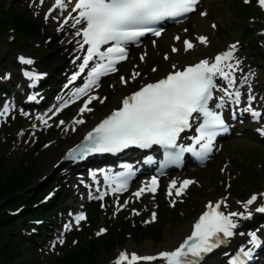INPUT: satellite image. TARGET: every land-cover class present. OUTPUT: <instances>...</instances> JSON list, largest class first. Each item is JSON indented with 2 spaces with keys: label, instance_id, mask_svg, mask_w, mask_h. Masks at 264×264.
<instances>
[{
  "label": "snow or ice",
  "instance_id": "obj_1",
  "mask_svg": "<svg viewBox=\"0 0 264 264\" xmlns=\"http://www.w3.org/2000/svg\"><path fill=\"white\" fill-rule=\"evenodd\" d=\"M40 2L43 3V0ZM198 2L199 0H75L71 11L78 14L73 18L75 23L72 26L86 25L82 30H78L76 35L82 36V41L78 42L79 48L83 50L87 45V49L86 55L82 58L77 57V59H82V63L79 65V72L71 77L69 83L75 81L90 65L93 66L87 72V82L73 95L87 94L90 88L98 86L100 77L115 72L116 65L127 58L126 46L128 44L138 42L148 33L159 37L161 31L153 27L154 25L165 19L186 17L189 13L196 11ZM247 2L248 0H245V3ZM71 3L73 0H55L54 9L64 11L66 5ZM258 4L264 8V0H258ZM54 9H50L49 14ZM200 15L204 16L206 13L201 12ZM47 18L46 15L45 19ZM64 23H68V20L66 19ZM195 39L200 44L207 45V37L198 35ZM175 40L180 41L181 37L176 36ZM182 44L184 51L194 47L193 42L188 39H183ZM106 45L108 47L104 48ZM236 49L237 45L232 44L227 51L215 55L213 60L201 59L198 63L182 69H178L173 64L174 71L155 82L144 84L138 90L122 98V107L113 111L84 137V143L78 150V157L73 155L77 153V149L69 152V157L83 158L93 153H116L129 147L150 148L153 145H159L165 150H173L166 151V157L174 162L179 161L181 154L185 151L193 152L201 158L205 157L212 150L215 136L227 130L222 116L209 107V103L214 100V91L223 92V96L218 98L219 103L215 104L217 109H223L226 100L236 106L241 103V92L236 88L234 75L240 70V62L239 60H236L235 64L230 62L235 58ZM171 51L175 53L178 49L172 47ZM164 59L168 60L169 56L165 55ZM141 60H144L143 56ZM19 62L25 65L33 63L31 59L23 56L19 58ZM153 71L156 70L153 69ZM24 75L33 82L40 79L39 75L27 71ZM139 75L140 73L134 72L131 78L134 80ZM217 77L227 82V89L218 87L215 83ZM120 82L125 84L127 81L121 77ZM242 83H247V78H244ZM34 98L29 97V99ZM96 99L98 97L89 96L79 112L90 111L88 105ZM253 99L254 97L249 94L248 106L241 111L250 113L254 120L259 121L262 114L251 106ZM100 102L103 103L102 100ZM8 111L9 106L5 105L0 111V116L6 115ZM194 114L203 117V123L197 129L198 135L195 137V144L200 145L198 152L195 148H184L177 145L180 134L189 129L190 121L196 118ZM38 119L46 123L43 117H38ZM73 123H83V120H74ZM257 131L264 136V127ZM105 182L109 186L115 185L112 188L113 192L127 189V176H105ZM193 183L192 180H183L179 187H176L177 181L173 180L168 186L167 194L173 195V189H175V195L180 196L186 186ZM156 188L157 180L153 178L147 191L155 193ZM144 191L145 187H141L133 195L139 198ZM103 196L104 193H101L98 198L103 199ZM225 201L226 198L215 203L209 202L206 206L207 211H204L194 223L191 234L174 251L160 253V258L167 264H195V260L190 258H199L202 253L211 251L226 238L233 236V230L237 228L234 218L250 216L249 206L257 202V196H251L242 204L247 216L241 212L223 211L222 206L227 208ZM255 211L264 213V205L255 207ZM134 214L139 215V213ZM69 215L73 216L77 225L85 219L82 213L78 215L69 213ZM152 219H155V213ZM64 229L70 231L71 225L65 224ZM103 231L104 229H101V233ZM60 242H63L62 239ZM250 242L253 247L258 245L255 234L251 235ZM241 255L250 257L251 249H241ZM156 259V256L136 254H131L129 257L121 252L114 264H125V262L138 264L139 261L151 262ZM233 264H243V261L237 257Z\"/></svg>",
  "mask_w": 264,
  "mask_h": 264
},
{
  "label": "trees",
  "instance_id": "obj_2",
  "mask_svg": "<svg viewBox=\"0 0 264 264\" xmlns=\"http://www.w3.org/2000/svg\"><path fill=\"white\" fill-rule=\"evenodd\" d=\"M234 4V3H233ZM235 5V4H234ZM231 19L225 25L221 31L224 34H228L230 30L240 27L242 36L250 34L249 29L243 24V19L248 17L249 12L244 10L240 12L236 7L231 5ZM235 8V9H234ZM14 16L12 25L18 29H24L27 35L31 38H36L39 36L38 28L27 21L23 16L17 15L15 12H10ZM240 14V15H239ZM3 25L0 26V32L3 29ZM32 28V29H31ZM111 100V99H110ZM236 167L243 170V177L241 182H250L256 184L249 177L250 168L244 166L243 164L237 162ZM212 175L208 180L215 184V175L217 172V165H211ZM215 172V173H214ZM264 172V169H263ZM256 176V175H255ZM31 174L28 169L19 170L17 167L13 169H6L0 164V264H24L21 249L18 244L14 241V234L10 233L9 225L12 224L13 220L5 215L4 209L13 208L20 203L30 204L34 199L33 192L30 191L31 186ZM195 196L202 197V193L195 192ZM31 201V202H30ZM31 211L26 210L22 213V216H29ZM175 223H179L181 218L175 216ZM121 223H119L120 225ZM161 228L152 229H137L132 232V238L135 243L143 242L146 239H155L160 235ZM115 239H117L120 244H124L126 239L122 233L117 234V238L111 231L110 243H102L101 241H94L90 244V249L86 251H69L65 259L57 262V264H98L105 256L112 253V249L115 246ZM143 240V241H142Z\"/></svg>",
  "mask_w": 264,
  "mask_h": 264
},
{
  "label": "rangeland",
  "instance_id": "obj_3",
  "mask_svg": "<svg viewBox=\"0 0 264 264\" xmlns=\"http://www.w3.org/2000/svg\"><path fill=\"white\" fill-rule=\"evenodd\" d=\"M230 15V17H231V11L230 10H228V9H226V8H221V6H220V13L217 15V17L220 19V22L223 20V21H226L227 19H228V16ZM4 53H6V54H8L9 53V51L8 50H4L3 51ZM245 147H249V145L248 146H245ZM53 161V160H52ZM51 161V162H52ZM222 161V159H220V161H219V164H220V162ZM51 162L50 161H48V163H47V165H46V163L44 162V165H39V172H37V171H33V173H32V176H31V178H30V180H31V183L33 184V185H35L36 183H37V181H38V179L40 178V176H41V174L42 173H45L46 171H47V169L49 168V166H50V164H51ZM43 163V162H42ZM41 172V173H40ZM209 171L207 170L206 172H202L200 175H198L200 178H201V180L204 182V187H205V189H206V182H205V180H203V178H202V176L203 175H205L206 173H208ZM182 226L184 227V226H187V221H184L183 222V224H182ZM181 231V230H180ZM176 231H169V233H165L164 234V243H163V245H165L166 244V242H167V239H168V237H170L172 234H174ZM128 243V246L130 245V247L131 246H133V244L130 242V241H128L127 242ZM132 248V247H131ZM153 248H155V246L152 244V243H146V244H144L143 246H142V249H144V250H146V249H152L153 250ZM102 261V260H101ZM101 261H100V263H101ZM99 263V264H100Z\"/></svg>",
  "mask_w": 264,
  "mask_h": 264
},
{
  "label": "bare ground",
  "instance_id": "obj_4",
  "mask_svg": "<svg viewBox=\"0 0 264 264\" xmlns=\"http://www.w3.org/2000/svg\"><path fill=\"white\" fill-rule=\"evenodd\" d=\"M196 26L198 27V29H200V30H207V26H206V22L205 21H201V20H197L196 21ZM178 238V237H177ZM176 238V239H177ZM172 243V245H174V243L173 242H171ZM170 243V244H171ZM130 248V247H129Z\"/></svg>",
  "mask_w": 264,
  "mask_h": 264
}]
</instances>
